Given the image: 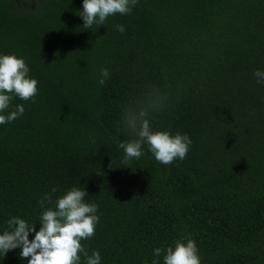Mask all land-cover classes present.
<instances>
[{"label":"trees","instance_id":"1","mask_svg":"<svg viewBox=\"0 0 264 264\" xmlns=\"http://www.w3.org/2000/svg\"><path fill=\"white\" fill-rule=\"evenodd\" d=\"M82 4L0 0V55L38 81L35 102L15 97L8 111L23 115L0 125V233L13 216L39 230L43 194L76 186L98 205L82 244L100 264H163L153 249L184 236L201 264H264V0H138L87 29ZM151 88L168 96L153 129L187 134L190 149L163 165L145 144L122 163L123 110ZM19 252L0 264H27Z\"/></svg>","mask_w":264,"mask_h":264},{"label":"clouds","instance_id":"2","mask_svg":"<svg viewBox=\"0 0 264 264\" xmlns=\"http://www.w3.org/2000/svg\"><path fill=\"white\" fill-rule=\"evenodd\" d=\"M137 3L138 0H83L80 15L83 27L104 25L108 17L116 14L128 15ZM115 27L121 33L125 31L123 25ZM29 72L23 58L15 54L0 55V113L7 112L6 115L0 114V125L23 115V104H17L15 110L8 111L15 97L35 102L38 81L30 78ZM99 76L98 83L103 86L109 76L108 69L100 68ZM253 76L258 84L264 85V70H254ZM167 100L166 93L151 88L124 108L121 122L133 138L118 143L124 152L122 163L139 159L145 144L156 161L163 165L186 158L192 143L187 134L177 132L173 135L169 131L154 130L150 123V114L163 110ZM57 193V188L53 187L38 200L42 209L39 230H36V222L30 223L17 216L7 220L6 229L0 233V255L4 257L9 251L19 248L20 258H27V264H100V253L92 251L89 255L82 244L95 235L99 222L98 205L86 201L88 194L81 187L72 186L63 194ZM30 233H34L31 241ZM161 255L163 264H201L197 244L188 236L167 247L153 249L154 257ZM152 264H159V260L153 259Z\"/></svg>","mask_w":264,"mask_h":264}]
</instances>
